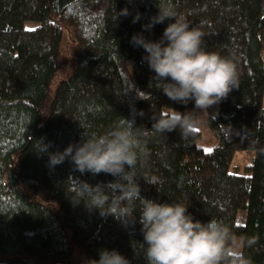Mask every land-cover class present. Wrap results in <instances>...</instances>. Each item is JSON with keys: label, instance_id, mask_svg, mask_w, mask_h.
<instances>
[{"label": "trees", "instance_id": "16d2710c", "mask_svg": "<svg viewBox=\"0 0 264 264\" xmlns=\"http://www.w3.org/2000/svg\"><path fill=\"white\" fill-rule=\"evenodd\" d=\"M163 3L212 33L207 50L236 59L239 88L208 110L212 149L198 145L194 128L143 138L148 155L138 170L159 182L139 176L140 194L186 203L194 219L224 220L237 241H253L240 247L251 264H264V0H0V264H90L77 253L99 259L105 248L147 264L138 202L135 220L101 215L70 189L74 179L95 186L115 178L81 174L69 160L52 167L38 146L63 151L120 117L150 129L162 107H194L155 87L143 48L130 42L136 33L162 36L173 21L143 25ZM63 48L67 76L55 82ZM238 149L255 151L241 174L229 170Z\"/></svg>", "mask_w": 264, "mask_h": 264}, {"label": "clouds", "instance_id": "9594fccd", "mask_svg": "<svg viewBox=\"0 0 264 264\" xmlns=\"http://www.w3.org/2000/svg\"><path fill=\"white\" fill-rule=\"evenodd\" d=\"M158 8V13L143 27L150 30L166 19L173 21L168 23L162 36L151 40L143 33H136L130 42L143 48V59L155 73V87L172 101L185 105L194 101V109L180 112L164 106L165 111L154 115L150 129L135 127L134 120L119 116L105 132H85L80 142L70 143L63 151L48 152L50 142L46 144L43 140L38 151L48 154L52 167L69 160L81 174L105 173L115 178L106 185L95 186L74 179L76 183L70 192L88 207L99 209L101 215L111 214L122 222L135 220L138 202L147 264H251L240 247L253 241L251 238L237 241L232 227L224 220L194 219L186 203L158 202L140 194L139 176L155 186L159 182L138 170L142 158L148 155L143 138L164 136L176 129L186 136L199 123L198 114L208 113L209 108L226 99L233 89L239 88L240 79L234 57L206 49L204 38L212 33L205 31L201 24L192 26L188 16L177 12L169 3ZM128 14L126 7L117 16ZM140 17L137 12L133 22ZM90 264H130V261L116 249L105 248L100 250L99 259L91 260Z\"/></svg>", "mask_w": 264, "mask_h": 264}, {"label": "rangeland", "instance_id": "374dc122", "mask_svg": "<svg viewBox=\"0 0 264 264\" xmlns=\"http://www.w3.org/2000/svg\"><path fill=\"white\" fill-rule=\"evenodd\" d=\"M29 25H32V23H28ZM65 38H64V46H67V31H65ZM68 64H69V59L66 54V51L63 48V57L60 61V66L58 70V75L55 80V82L64 79L67 76V71H68ZM263 106H264V99H263ZM194 107L188 108L185 110V112L193 110ZM166 110V109H165ZM176 110V109H175ZM179 111V110H177ZM181 112V111H180ZM198 121L199 123L194 129H197L201 132V136L198 139V145L200 147H203L204 149H212L215 145L218 143V138L214 134V132L210 129L208 122H207V113H200L198 114ZM255 156V151L252 149H238L233 155L231 164H230V172L233 173H244L245 171V166L253 160ZM80 254L81 258L80 260L85 261L87 263H90L92 259L91 256H89L86 253H77V255Z\"/></svg>", "mask_w": 264, "mask_h": 264}]
</instances>
